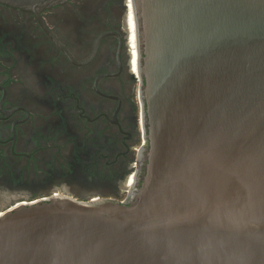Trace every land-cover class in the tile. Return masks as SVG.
<instances>
[{"label": "water", "instance_id": "1", "mask_svg": "<svg viewBox=\"0 0 264 264\" xmlns=\"http://www.w3.org/2000/svg\"><path fill=\"white\" fill-rule=\"evenodd\" d=\"M70 0H0L35 15ZM144 173L126 204L0 215V264H264V0H132Z\"/></svg>", "mask_w": 264, "mask_h": 264}, {"label": "flooded vegetation", "instance_id": "2", "mask_svg": "<svg viewBox=\"0 0 264 264\" xmlns=\"http://www.w3.org/2000/svg\"><path fill=\"white\" fill-rule=\"evenodd\" d=\"M131 14L70 0L42 24L0 5V215L19 197L130 201L148 145Z\"/></svg>", "mask_w": 264, "mask_h": 264}, {"label": "bare ground", "instance_id": "3", "mask_svg": "<svg viewBox=\"0 0 264 264\" xmlns=\"http://www.w3.org/2000/svg\"><path fill=\"white\" fill-rule=\"evenodd\" d=\"M130 1V4H131V7H132V14H131V21H132V23H133V28H134V32H136L135 33V35H136V42H135V45H137V26H136V20H135V14H134V9H133V4H132V0H129ZM135 75H136V77H138L139 79H140V76H139V69H138V59H139V53H138V46H137V48L135 49ZM130 182L131 183H133L134 182V177L133 178H131L130 179ZM130 182H129V184H130ZM130 185H132V184H130ZM2 214H3V212H2ZM1 214V215H2Z\"/></svg>", "mask_w": 264, "mask_h": 264}, {"label": "rangeland", "instance_id": "4", "mask_svg": "<svg viewBox=\"0 0 264 264\" xmlns=\"http://www.w3.org/2000/svg\"><path fill=\"white\" fill-rule=\"evenodd\" d=\"M45 195H41V196H38V197H34V199L32 198V199H25V198H16L12 203H10L7 207H5L4 209H6V208H9V207H12V206H14V205H16V204H18V203H20V202H28V201H30V200H35V199H38V198H40V197H44ZM3 209V210H4ZM0 210H2V209H0Z\"/></svg>", "mask_w": 264, "mask_h": 264}, {"label": "built area", "instance_id": "5", "mask_svg": "<svg viewBox=\"0 0 264 264\" xmlns=\"http://www.w3.org/2000/svg\"><path fill=\"white\" fill-rule=\"evenodd\" d=\"M131 178H133V177H131Z\"/></svg>", "mask_w": 264, "mask_h": 264}]
</instances>
